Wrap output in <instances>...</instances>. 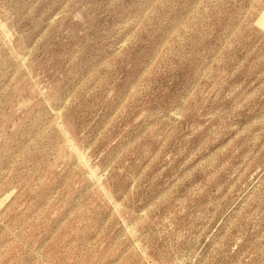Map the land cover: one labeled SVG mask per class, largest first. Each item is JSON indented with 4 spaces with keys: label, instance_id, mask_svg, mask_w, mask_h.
I'll use <instances>...</instances> for the list:
<instances>
[{
    "label": "rangeland",
    "instance_id": "374dc122",
    "mask_svg": "<svg viewBox=\"0 0 264 264\" xmlns=\"http://www.w3.org/2000/svg\"><path fill=\"white\" fill-rule=\"evenodd\" d=\"M0 264H264V0H0Z\"/></svg>",
    "mask_w": 264,
    "mask_h": 264
}]
</instances>
